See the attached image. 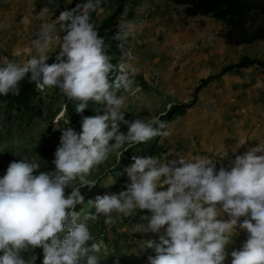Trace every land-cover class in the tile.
I'll list each match as a JSON object with an SVG mask.
<instances>
[{"label": "clouds", "instance_id": "9594fccd", "mask_svg": "<svg viewBox=\"0 0 264 264\" xmlns=\"http://www.w3.org/2000/svg\"><path fill=\"white\" fill-rule=\"evenodd\" d=\"M100 4L101 0H86L62 11L55 23L43 21L37 38L31 41L35 54L22 65L9 62L0 67V95H8L27 77L38 90L59 89L76 102L77 113H83L89 101L104 106L103 115L82 119L79 134L71 127L60 128L54 171L34 175L39 163L22 159L10 163L0 178V264H35L36 256L26 260L19 254L35 248L43 250L42 264H78L85 257L86 264H99L102 242L97 240L115 246L118 237L112 241L114 237L110 239L102 226L96 241L86 246L93 237L75 210L84 203L80 187L93 185L86 176L113 152L119 161V150H127L126 145L170 135L158 116L125 120V98L117 92L131 88L137 57L124 49L130 31L119 26L112 37L118 42L117 54L121 52L119 74L109 82L111 57L90 16ZM48 11L44 7L39 15L43 17ZM129 18V24H134ZM57 25L63 35L55 34ZM53 45L59 53L54 57L56 62L49 65L47 53ZM121 123L128 126L126 134L119 130ZM167 157L169 160L163 161L156 156L133 157L134 163L126 169L130 180L126 190L97 196L94 204L90 202L95 212L86 214L84 220L95 222L103 215L105 224L112 225L113 213L131 216L137 209L148 210L151 215L141 217L147 221L143 232L160 233L164 229L158 242L142 240V249L155 251L154 257H148L149 264H229L225 246L244 217L239 227L247 231L248 238L241 249L231 252V264H264V143L236 156L231 170L221 167L217 171L215 163L200 156ZM77 180L79 185L65 195V189ZM221 212L228 214L227 221L218 218ZM65 229L68 234L60 241L57 234Z\"/></svg>", "mask_w": 264, "mask_h": 264}, {"label": "rangeland", "instance_id": "374dc122", "mask_svg": "<svg viewBox=\"0 0 264 264\" xmlns=\"http://www.w3.org/2000/svg\"><path fill=\"white\" fill-rule=\"evenodd\" d=\"M71 1L0 0V67L6 66L9 62L22 65L26 59L35 54L31 41L37 38L36 33L39 31L40 24L43 21L55 23L59 14L68 10ZM85 2L86 0H83V3ZM138 5L144 7V12L148 16L143 13L137 14L132 18L134 24H129L127 20L129 15L123 12L124 16H119L118 24L112 29V35L116 34L119 26H124L130 31L127 42L124 43V49H130L137 57L134 62L135 71L130 76L133 81L131 88L127 91L120 89L117 94L125 98L122 111L125 120L129 122L136 118L162 117L167 112H171V118L166 121L165 129L170 135L157 137L156 144L161 149L151 157L156 156L162 161L169 160L167 156L175 159L178 155H185V151L189 148L185 143L176 147L173 142L179 134L182 124L187 122V112L200 113V111L193 112L192 109L196 107V103H199L200 91L208 85H203L201 89L197 90L202 84L201 80L207 78L206 76L209 74L219 72L216 70L218 68L202 72L207 64L197 66L195 64L189 67V60L184 55L186 51L192 49H195V53L198 55L205 51L202 49V47L204 48L202 40L205 36H198V30L200 33H206V31L211 33V27L207 21H202V18L207 19L206 17L197 15L198 17H193L192 20L190 17H184L180 7L171 0H127L124 9L135 13L138 10ZM116 6V0H101L97 10L90 13L91 22L95 25L98 24L114 13ZM44 7H47L49 11L41 17L39 13ZM194 21L196 22L194 23ZM157 27L161 29L156 35H153V31H156ZM190 28L192 32L188 30ZM224 30L221 32L224 33ZM55 34H60L58 25ZM177 34H179L176 38L180 42V47L173 48L167 41L172 42L174 35ZM229 47L231 50H235L236 61L244 56L256 57L253 53L258 49L256 46H242L236 51V46ZM58 53L59 48L53 45L47 53L50 57L46 63L51 65L56 62L54 57ZM120 56L121 52L116 56L117 63H119ZM64 59L66 60V57ZM228 63L226 62V64ZM188 72H190L189 75H187ZM118 74L117 67L113 71V75L116 77ZM218 82H221L220 78H218ZM39 91L38 97L32 100V109L27 112L8 111L5 109V105L0 103V178L6 174L10 163L19 162L22 159L39 163V170L34 172V175H38L40 171H54V153L60 144L62 134L60 128L70 127V119L64 109L65 103L69 100L63 96L59 89L45 88L39 89ZM190 102H194V106L188 108L185 115H172V107ZM95 111L99 115H103L104 106L98 104ZM119 130L126 134L128 126L121 123ZM191 145L194 147L193 144ZM134 146L126 145L127 150L119 151L122 155L131 151L127 158L134 160ZM164 150L167 152L165 153ZM122 155L119 156L118 161L117 153H111L105 162L92 169L86 176V180L94 184L99 171L119 166ZM127 183H130L128 175L119 188L111 191L112 194L126 190ZM78 185L79 181H74L71 186L65 189V195L70 194L72 187ZM86 186L88 185L81 186L80 192ZM166 188L167 185L163 190ZM112 215L115 223L105 224L104 227L107 236L110 239L114 237L112 241L118 237V241L115 246H108L105 241L97 240V242H102L99 264H116L117 261L118 264H149L148 257H154L155 251L154 249H142V240L154 239L158 242L159 235L164 234V229L162 228L160 233L143 232V224H146L147 221L141 220V217L150 216L151 213L148 210L137 209L131 216L117 213ZM42 252V248H35L28 251L21 250L19 254L26 260H30L32 255L37 259L38 254ZM226 260L231 264V255H226ZM79 262L86 264V257Z\"/></svg>", "mask_w": 264, "mask_h": 264}, {"label": "crops", "instance_id": "0c3cea01", "mask_svg": "<svg viewBox=\"0 0 264 264\" xmlns=\"http://www.w3.org/2000/svg\"><path fill=\"white\" fill-rule=\"evenodd\" d=\"M137 8L135 13L125 9V14L132 18L140 13L147 15L144 7L138 5ZM202 17L207 18H202V21H207L211 27V33L209 31L200 33L198 30V36H205L202 40L204 45L202 49L205 51L198 55L195 49H192L186 51L184 55L189 60V67L195 64L196 66L207 64L202 72L218 68L216 69L219 70L218 73L209 75L220 74L218 78L221 82H218L216 77L200 91L199 103H196V107L192 109L193 112L200 111V113L187 112V122L182 124L173 143L176 147L184 143L189 146L185 155H182L186 158L200 156L215 163L217 171L221 167L231 170L236 156L245 154L259 143H264V71L255 65L224 73L222 70L225 66L235 64L241 59L236 61V52L229 46H236V51L242 46H256L258 49L253 53L256 57L252 58H264V41L258 40L241 45L227 44L221 32L224 30V24L213 17L209 18L210 16ZM190 18L192 20L193 17ZM160 29L157 27L153 35H156ZM188 30L192 32L191 28ZM178 35H174L172 42L167 41L173 48L180 47V42L176 38ZM185 114L186 112L182 115ZM175 159L178 157L176 156ZM218 218L227 221L229 216L221 212ZM241 218L231 234V242L225 246L228 255L234 250L241 249L248 238L247 231L239 227V223L243 221Z\"/></svg>", "mask_w": 264, "mask_h": 264}, {"label": "trees", "instance_id": "16d2710c", "mask_svg": "<svg viewBox=\"0 0 264 264\" xmlns=\"http://www.w3.org/2000/svg\"><path fill=\"white\" fill-rule=\"evenodd\" d=\"M181 9V13L184 17H194L197 15L211 16L217 20H220L225 25L223 33L224 40L230 45L250 44L254 41H264V0H171ZM117 7L113 14L100 21L96 25L98 35L104 38L106 45V54L111 57L109 63L113 65L112 71L109 73V82L115 80L113 71L118 67L115 58L118 56V42L112 37V29L117 24L119 16L123 10L126 0H116ZM83 0H72L68 10L76 7L77 4H82ZM120 50V48H119ZM257 66L264 71V58H251L248 56L242 57L237 63L225 66L222 72L231 71L247 66ZM30 75V74H29ZM220 74L211 75L201 80V86L197 90L201 89L203 85H206L209 81H213ZM57 90L56 88H54ZM39 90L35 83H30L26 77L22 80L17 90L10 91L8 95H0V103L5 105V109L8 111H22L27 112L32 109V100L38 97ZM192 103V104H191ZM194 102L188 104H181L172 107V115L183 114L188 107L193 105ZM98 103L89 101L88 107L83 113H77L75 111L76 102L68 101L66 103L65 112L70 119V127L73 128L78 134L82 131V119L84 117H93L99 115L95 110ZM171 112H167L162 117L161 121L165 122L171 118ZM158 137V136H157ZM157 137L147 141L146 143L136 144L133 148L135 151V157L147 158L151 157L155 152L159 151L161 147L156 144ZM130 151V150H129ZM131 152V151H130ZM128 152V153H130ZM122 155L120 158L119 166L102 169L99 171L96 182L93 185L86 186L81 191V195L84 197V203L76 206V211L81 213V220L84 221L93 240L86 242V246L90 247L98 237V232L102 226L105 225V217L100 216L98 220L93 222L92 220H84L86 214L94 213V206L90 205V202L94 204L97 196H103L105 194H112L111 191L119 188L124 182L127 172L134 160L128 159L127 155ZM111 192V193H110ZM80 222L79 220L77 221ZM68 234L67 229L57 234V238L60 241ZM2 254V253H0ZM43 252L38 254L35 264H42ZM78 264H81L80 262ZM223 264H227L225 261Z\"/></svg>", "mask_w": 264, "mask_h": 264}]
</instances>
